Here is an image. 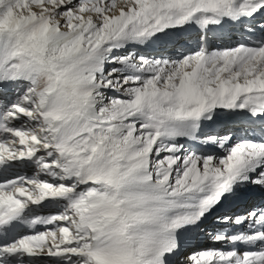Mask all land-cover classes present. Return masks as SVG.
Returning a JSON list of instances; mask_svg holds the SVG:
<instances>
[{"label": "snow or ice", "instance_id": "obj_1", "mask_svg": "<svg viewBox=\"0 0 264 264\" xmlns=\"http://www.w3.org/2000/svg\"><path fill=\"white\" fill-rule=\"evenodd\" d=\"M0 264H264V0H0Z\"/></svg>", "mask_w": 264, "mask_h": 264}, {"label": "bare ground", "instance_id": "obj_2", "mask_svg": "<svg viewBox=\"0 0 264 264\" xmlns=\"http://www.w3.org/2000/svg\"><path fill=\"white\" fill-rule=\"evenodd\" d=\"M257 19H259V17ZM241 32H242V29L240 28L239 25H237V26H232L230 24L229 25H225L224 33H225V35L227 37H230L231 39L227 40V41H218L217 43L218 44H224V43L235 44L239 40V38L241 36ZM170 54H171L170 52L165 53V55H170ZM223 126H224L223 124H218L216 126V128H217V130H219ZM230 126L231 127H235V128L240 127V125H238V124H230ZM197 247H200V248H211V247H220V245L213 244L212 241L209 240L206 237H201Z\"/></svg>", "mask_w": 264, "mask_h": 264}]
</instances>
